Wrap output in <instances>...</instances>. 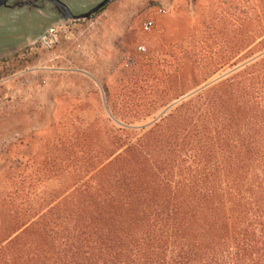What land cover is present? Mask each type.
Masks as SVG:
<instances>
[{"label": "trees", "instance_id": "1", "mask_svg": "<svg viewBox=\"0 0 264 264\" xmlns=\"http://www.w3.org/2000/svg\"><path fill=\"white\" fill-rule=\"evenodd\" d=\"M110 109L128 128L90 146L75 176L93 186L57 204L0 194V264H264V56L134 142L152 112Z\"/></svg>", "mask_w": 264, "mask_h": 264}, {"label": "rangeland", "instance_id": "2", "mask_svg": "<svg viewBox=\"0 0 264 264\" xmlns=\"http://www.w3.org/2000/svg\"><path fill=\"white\" fill-rule=\"evenodd\" d=\"M67 1L86 12L103 0ZM59 14L45 0L0 9V47L22 45L0 55V194L25 190L29 197L13 198L21 203L57 204L93 186L75 176L90 146L100 156L105 131L128 128L110 108L152 112L132 126L134 142L188 97L264 56V0H114L89 20L58 25L52 50L23 45Z\"/></svg>", "mask_w": 264, "mask_h": 264}, {"label": "water", "instance_id": "3", "mask_svg": "<svg viewBox=\"0 0 264 264\" xmlns=\"http://www.w3.org/2000/svg\"><path fill=\"white\" fill-rule=\"evenodd\" d=\"M10 1L11 0H0V9L6 7ZM45 1L56 6L60 14L58 15L57 19L51 22V24L47 28L41 31V33H39L38 35L28 38L27 42H25L23 45L37 43L43 36H45L50 30L54 29L58 25H62L73 21L89 20L98 13H100L107 6H109L114 0H103L98 3H94L90 7H88L89 11L86 12L80 11L79 9H75L72 5L69 4L67 0H45ZM31 4L32 3H25L22 6H20L21 4H19V5H15L14 7L15 8H17L18 6L25 7V6H30ZM21 46L22 45L20 46L8 45L5 47H0V55L9 54L19 49ZM207 87L208 85L205 86V88Z\"/></svg>", "mask_w": 264, "mask_h": 264}, {"label": "built area", "instance_id": "4", "mask_svg": "<svg viewBox=\"0 0 264 264\" xmlns=\"http://www.w3.org/2000/svg\"><path fill=\"white\" fill-rule=\"evenodd\" d=\"M154 26V23L152 21H148L145 23V30L151 31ZM59 42V35L57 31V27L50 30L45 36H43L38 42L37 45L44 49V50H52L57 43ZM140 51L144 52L146 51L145 47H140Z\"/></svg>", "mask_w": 264, "mask_h": 264}]
</instances>
